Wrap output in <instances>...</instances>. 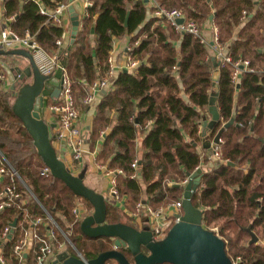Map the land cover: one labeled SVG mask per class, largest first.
<instances>
[{
	"label": "trees",
	"instance_id": "16d2710c",
	"mask_svg": "<svg viewBox=\"0 0 264 264\" xmlns=\"http://www.w3.org/2000/svg\"><path fill=\"white\" fill-rule=\"evenodd\" d=\"M69 1L3 0L4 17L11 19V28L17 33L24 35L29 30L47 51L67 59L78 103L83 109H95L87 139L89 148L95 150L98 139L106 134L97 148L98 158L113 169L124 170L117 178L120 192L127 196L126 205L131 210L139 202L153 207L171 205L183 195V188L175 184L201 167V184L192 201L204 210L203 225L219 227L236 264H264V73H245L236 92L231 66L220 68L217 105L221 121L203 137L200 126L209 114L214 70L207 45L193 34L176 32L166 18L150 16L146 0H91L93 4L80 16L81 26L71 50L60 51L56 39L63 28L41 13L40 5L53 9ZM156 1L168 10L183 9L187 19L200 26L215 13L220 39L229 43L234 57H248L252 65H264V0ZM244 10L246 20L242 19ZM118 38L131 46L127 54L139 60L138 68L118 72L99 99L97 96L92 105L84 104L89 88L106 74L108 57ZM0 69L6 72L1 65ZM14 102L10 89L0 90V148L10 163L84 257L93 259L112 249V239L86 236L81 221L75 220L73 208L78 200L86 204L87 215L93 205L51 172L42 173L46 164L15 114ZM232 117L234 124L221 137L224 161L203 165L207 156L201 154L198 145L204 138L213 140ZM135 159L138 176L132 177ZM8 181L4 178L0 188ZM37 200L29 198L32 215L42 212ZM19 215L13 208L0 211L1 252L6 251L1 232ZM122 215L119 207L107 202L109 223L124 222ZM249 225L259 237L256 243H250ZM231 230H235L234 235ZM62 240L68 252L76 255L67 240ZM120 250L129 256L127 249Z\"/></svg>",
	"mask_w": 264,
	"mask_h": 264
},
{
	"label": "built area",
	"instance_id": "2783aa9c",
	"mask_svg": "<svg viewBox=\"0 0 264 264\" xmlns=\"http://www.w3.org/2000/svg\"><path fill=\"white\" fill-rule=\"evenodd\" d=\"M82 1L84 10L93 4L91 0ZM151 2L153 7H156L153 11L155 17L166 18L169 23L175 26L176 32L190 33L198 37L201 43L207 45L208 50L211 51L209 54L212 57L214 56L219 62V68L231 66V82L237 91L240 87L241 77L245 73H264V65L254 66L250 58L234 57L229 49V43H224L220 39L218 24L213 20L211 22L212 38L210 40L203 26H200L194 20L187 19L186 12L183 9L168 10L159 7L156 0H151ZM69 4L70 1L61 2L53 9L45 8L43 4L40 5V12L48 15L49 20L63 28L61 36L56 39V44L59 46L60 51L65 49L66 41L70 37V29L65 19ZM246 14L244 10L243 20L247 19ZM178 18H184V22L178 23ZM16 45H20L30 51L43 74H54L59 67L63 68L60 95L50 106L57 116L55 119L56 127L53 128V144L58 153L65 147L66 165L74 174H80L85 167L88 168L85 161L86 158H89L95 169L103 174L109 182V199L113 200L114 205L124 208L127 212V196L120 192L117 178L118 174L123 173L124 170L122 168L113 169L109 167L106 162L98 158L97 148L95 150L89 148L84 131L79 126L80 108L74 92L73 82L67 68L62 65L59 53L51 54L47 51L29 30H26L24 35H20L11 27L0 23V49L12 48ZM126 49L128 52L131 50V46H127ZM108 62L109 68L105 76L92 84L89 92L82 100L84 104L92 105L97 97L96 92L106 89L110 78L114 77L118 72L112 50L108 57ZM139 64V60L128 54L126 63L120 66L119 70L136 71ZM6 72L0 69V90L6 89V85L4 87V82L7 79ZM221 142L222 138H220V143L212 141V149L213 157L222 162L224 160ZM66 154H69V159ZM132 166L135 171L131 176L137 177L138 159L134 160ZM49 172L51 171L47 165L42 168V173ZM4 178H8L9 181L0 188V211L6 208H13L20 215L11 221L13 222L17 219L13 232H11V222L1 232V239L4 242V246H6V251L0 253V264H51L52 257L55 258L56 252H58L56 249L62 250L64 248L65 244L62 238H65L73 246L74 244L56 217L37 200L19 171L10 163L4 151L0 148V183ZM187 182L188 176L181 184L185 185ZM30 196L38 201L42 208L41 213L36 215L30 213L28 205ZM182 198L183 195L180 200L174 201L171 205L158 207L139 202L130 212V215L134 220L141 221V227L147 226L153 233V239L159 241L166 237L174 223L180 221V216H176V214L183 213ZM73 215L75 220L82 221L86 216V207L82 204L76 205L73 208ZM61 217L65 218L64 215H61ZM29 255H31L30 260L28 259ZM81 255L83 254L81 253Z\"/></svg>",
	"mask_w": 264,
	"mask_h": 264
},
{
	"label": "water",
	"instance_id": "95a60500",
	"mask_svg": "<svg viewBox=\"0 0 264 264\" xmlns=\"http://www.w3.org/2000/svg\"><path fill=\"white\" fill-rule=\"evenodd\" d=\"M74 2L75 0H70L68 6L71 31L67 51L71 50L76 41L81 24L80 13ZM214 16L215 13L210 15V19H214ZM128 18L129 13L125 25H128ZM177 22L183 23L184 18H178ZM1 54L21 55L29 61V65L26 67L17 62L7 64L5 67L10 78L9 88L15 97L13 110L33 138L39 155L50 168L52 175L63 181L76 195L84 197L93 205L92 213L86 215L81 221L82 232L91 238L108 237L114 242L112 249L103 251L93 259L83 257L81 253L72 255L67 250L57 252L51 264H105L109 259H115L118 264H236L226 250L225 240L215 231L203 225L204 210L193 204L192 197L201 184L203 171L201 167L194 172L187 173L188 182L185 185L175 184V186L183 188V213L176 214L181 219L172 225L164 239L155 241L152 231L147 226L138 228L124 222L109 223L107 221L108 200L106 196L84 182L86 167L80 174H74L67 167L65 147L58 153L52 141L56 122L48 123L41 115V110L46 106L48 100L56 101L60 95L63 68L59 67L54 74H43L33 55L25 48L0 49ZM212 62L214 67L213 82L208 105L210 118L208 119L207 116L203 118L201 131L203 137L221 121L217 105L220 94V68L218 67L219 62L214 56ZM62 65L63 67L67 66V59L62 60ZM124 71L128 72L127 69ZM234 122V117L225 122L213 140L203 139L202 147L208 150L210 155H213L212 141L220 143L223 131ZM195 145L197 144L195 143ZM217 162L219 165L221 164L220 160ZM16 223L17 219L11 222V232L14 231ZM246 230L251 234L250 243L259 241V237L252 230L251 225ZM121 247L130 252L133 261L120 250ZM143 248L148 250V253Z\"/></svg>",
	"mask_w": 264,
	"mask_h": 264
},
{
	"label": "crops",
	"instance_id": "0c3cea01",
	"mask_svg": "<svg viewBox=\"0 0 264 264\" xmlns=\"http://www.w3.org/2000/svg\"><path fill=\"white\" fill-rule=\"evenodd\" d=\"M74 3L76 5L77 11L80 13V16H81L83 14V12H84V7L82 5L83 1L82 0H75ZM146 3H147L149 15L150 16H154L153 15V11L150 10L153 7V3L151 2V0H147ZM66 14L67 15H65V19H66V22L68 23L69 29L71 31L70 15H69L68 11H67ZM212 20L213 19H210L209 21H206L202 25L203 28H204V31H205V33L207 35V37L210 40L212 38V35H211L212 34V30H211L212 29L211 28V22H212ZM0 23L2 25H7V26L11 27V19L10 18L8 19V18H5L4 17V4H3V0H0ZM69 40H70V37L66 41L65 48H67V45L69 43ZM127 46H128V42L125 41L124 39H121V38L116 39L115 42H114V46H113L112 52H113V55H114V58H115V63L117 65V69L116 70L118 72L123 71V70H119V68H120V66H123L126 63L127 56H128L127 49H126ZM18 48H22V47L20 45H16V46H14L12 48H6L5 50L18 49ZM15 62L19 63L23 67H26V66L29 65L28 59L25 58V57H23V56H21V55H11V54H1L0 55V65L5 70H6L5 67H6L7 64H14ZM117 73H116V75H117ZM116 75L113 77V79L116 77ZM4 83H3L4 84V87L6 85V89L9 90L10 89L9 88L10 87V78H9L8 73H7V80ZM102 91L103 90L96 92V96H98V99L100 98ZM238 91L236 90V92H238ZM54 102L55 101H53V100H48V103L46 104V106L44 108H42V110H41V115H42L43 119L45 121H47L48 123H51V122L55 121V119L57 117L56 114H55V112L50 108V106ZM79 108H80L79 126L84 131V134L86 135V138L88 139V133H89V129H90L91 124H92L93 116L95 114V109H94V106H88L87 109H83L80 106V104H79ZM114 112L115 111H113V114H114ZM207 117L209 119L210 118V115L208 114ZM201 131H202V124L200 126V132ZM105 135L106 134H103V136L98 139V141L96 143V148H99L101 146ZM198 147H199V150H200L201 154L203 156H207V161H205L203 165L212 166L213 165V162L219 161L217 158L211 157L209 155V153H208V150H206V149H204L202 147V144H199ZM66 156L69 159V154H66ZM85 164L88 165V168H87V171L85 173L84 182L87 183L88 185H90L91 187L95 188L96 190H98L100 193H103L105 196H106V194L108 196L109 182H108L107 178L103 174L99 173L95 169L94 165L91 163V160L89 158H86ZM86 180H87V182H86ZM108 201L109 202H112L113 204H115L112 199H108ZM126 204H127V201H126ZM119 208L123 212V215H122L123 216V220H124V218L133 219V217L130 215V212L132 210L129 209L128 205H127V210H128L127 212L124 210V208H121V207H119ZM86 215H87V213H86ZM141 226H142V223H141ZM65 247L66 246L64 245V248L62 250H58V249H56V250L58 252L63 251V250H67L68 251V248H65ZM0 253H1V247H0ZM53 258L54 257H52V261L54 260Z\"/></svg>",
	"mask_w": 264,
	"mask_h": 264
},
{
	"label": "rangeland",
	"instance_id": "374dc122",
	"mask_svg": "<svg viewBox=\"0 0 264 264\" xmlns=\"http://www.w3.org/2000/svg\"><path fill=\"white\" fill-rule=\"evenodd\" d=\"M67 15V14H66ZM208 53H210V51H208ZM248 58V57H247ZM86 182H87V180H86ZM106 198H107V200L109 199L108 198V196H107V194H106ZM78 204H82L84 207H86V204L80 199V200H78L77 201V205ZM87 208V207H86ZM86 213H87V209H86ZM124 223H128V224H131V225H133V226H135V227H139V226H141V222L140 221H138V220H134V219H130V218H124ZM220 225V224H219ZM209 229H211V230H213V231H215L217 234H219L220 235V233H219V227L218 226H215V227H210L209 226ZM230 233L232 234V235H234V233H235V230H231L230 231ZM221 237H222V235H220ZM68 242V241H67ZM264 243V242H263ZM68 244H70L69 242H68ZM71 245V247H70V251L72 252V253H79L80 251L77 249L76 250V247L75 246H73L72 244H70ZM66 246V245H65ZM67 248V247H66ZM117 261L115 260V259H109L105 264H112V263H116Z\"/></svg>",
	"mask_w": 264,
	"mask_h": 264
},
{
	"label": "flooded vegetation",
	"instance_id": "af4514ba",
	"mask_svg": "<svg viewBox=\"0 0 264 264\" xmlns=\"http://www.w3.org/2000/svg\"><path fill=\"white\" fill-rule=\"evenodd\" d=\"M138 228H142L141 226H139ZM143 250L146 252V253H148V250H146L145 248H143ZM129 257H130V260L131 261H133V259H132V257H131V255L129 254Z\"/></svg>",
	"mask_w": 264,
	"mask_h": 264
}]
</instances>
